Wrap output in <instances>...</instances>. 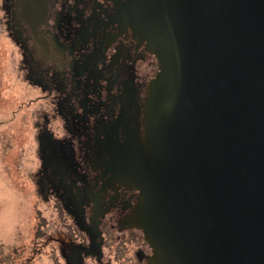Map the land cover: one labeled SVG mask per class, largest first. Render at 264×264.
<instances>
[{
    "label": "water",
    "instance_id": "obj_1",
    "mask_svg": "<svg viewBox=\"0 0 264 264\" xmlns=\"http://www.w3.org/2000/svg\"><path fill=\"white\" fill-rule=\"evenodd\" d=\"M108 1L112 42L157 63L99 159L137 192L146 264H264V0Z\"/></svg>",
    "mask_w": 264,
    "mask_h": 264
},
{
    "label": "flooded vegetation",
    "instance_id": "obj_2",
    "mask_svg": "<svg viewBox=\"0 0 264 264\" xmlns=\"http://www.w3.org/2000/svg\"><path fill=\"white\" fill-rule=\"evenodd\" d=\"M22 2L1 0L0 21L14 74L35 91L26 105L36 162L25 168L41 193L43 249L59 264H146L151 250L128 220L137 192L108 181L99 159H111L101 151L118 137L113 124L125 98H143L156 60L127 34L112 42L108 0Z\"/></svg>",
    "mask_w": 264,
    "mask_h": 264
},
{
    "label": "rangeland",
    "instance_id": "obj_3",
    "mask_svg": "<svg viewBox=\"0 0 264 264\" xmlns=\"http://www.w3.org/2000/svg\"><path fill=\"white\" fill-rule=\"evenodd\" d=\"M5 30L0 21V249L7 264H59L35 238L43 232L44 212L38 181L25 168L36 162L26 105L35 91L22 74H14L15 46Z\"/></svg>",
    "mask_w": 264,
    "mask_h": 264
},
{
    "label": "trees",
    "instance_id": "obj_4",
    "mask_svg": "<svg viewBox=\"0 0 264 264\" xmlns=\"http://www.w3.org/2000/svg\"><path fill=\"white\" fill-rule=\"evenodd\" d=\"M35 238L36 239L40 238L42 240L44 239L43 234H40L39 231H37ZM7 260H8V256L7 257L6 256H2V250L0 249V264H7L8 263Z\"/></svg>",
    "mask_w": 264,
    "mask_h": 264
}]
</instances>
